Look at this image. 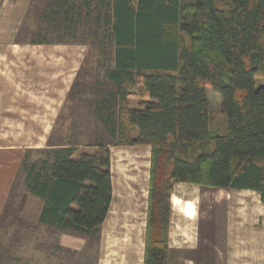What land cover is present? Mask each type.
Wrapping results in <instances>:
<instances>
[{
  "label": "trees",
  "instance_id": "16d2710c",
  "mask_svg": "<svg viewBox=\"0 0 264 264\" xmlns=\"http://www.w3.org/2000/svg\"><path fill=\"white\" fill-rule=\"evenodd\" d=\"M93 15L89 34L112 49L115 144L152 149L144 264H169L175 183L251 189L264 203V0H47L23 42H85L78 32ZM208 86L222 97L220 133ZM77 152L29 149L19 175L45 202L41 222L99 236L113 197L110 148Z\"/></svg>",
  "mask_w": 264,
  "mask_h": 264
},
{
  "label": "crops",
  "instance_id": "0c3cea01",
  "mask_svg": "<svg viewBox=\"0 0 264 264\" xmlns=\"http://www.w3.org/2000/svg\"><path fill=\"white\" fill-rule=\"evenodd\" d=\"M0 3L1 223L25 152L48 147L89 45L19 42V30L31 0ZM135 100L129 98L131 108L138 106ZM18 127H43V131L26 129L29 145L19 146ZM104 145L111 152L113 197L99 236H95L99 245L96 264H144L152 149L145 145ZM99 146L78 150L77 154L95 152ZM199 201H214V218L219 224L217 233L203 239L199 232ZM36 202L40 207L38 215L27 216L26 220L43 229L40 238L42 244L48 241V256L66 264V251L75 258L93 236L44 224L40 219L45 202ZM171 203L169 264H201L206 256V243L201 240L210 241L207 244L212 246L215 264H264V203L258 191L175 183ZM52 260L47 264H53Z\"/></svg>",
  "mask_w": 264,
  "mask_h": 264
},
{
  "label": "rangeland",
  "instance_id": "374dc122",
  "mask_svg": "<svg viewBox=\"0 0 264 264\" xmlns=\"http://www.w3.org/2000/svg\"><path fill=\"white\" fill-rule=\"evenodd\" d=\"M46 1L31 0L30 9L27 12L28 26L26 29L21 30V27L19 30L20 42L29 38L34 31L38 12ZM94 17L93 15L92 19L84 20L78 32L76 41L87 42L89 52L47 148L60 149L74 145L78 150H84L92 145L115 144L117 141V134L113 131L118 124V100L114 99L118 89L108 78V72L113 68V59L110 54L112 49L103 45L104 43L99 45L100 39L93 38L92 34H89V31L96 28ZM92 26L94 28H91ZM256 83L258 87L263 86L264 78H257ZM207 93L212 116L211 129L216 133L223 132L226 129V119L221 111L222 97L210 86L207 87ZM135 102L138 103L139 100L136 99ZM26 129L33 130L35 133L43 131V127H18L19 146L29 145L25 134ZM5 130L6 127H3V134ZM38 157L36 153L32 156L33 159ZM7 201V208L0 223V264H47L52 259L48 256L50 251L47 248L48 241L43 244L41 242L40 233L43 229L37 225L28 224V219L26 220L27 216L38 215L40 207L36 201L41 200L28 190L24 172L18 175ZM213 206L214 201H199V232L202 239L219 231V224L214 218L217 213ZM47 234L44 233V235ZM95 236L89 238L85 248L75 258V254L66 251V264H96L99 245ZM209 242L201 240V243H206L203 250L206 256L202 257L201 264H215L210 249L212 246L207 244ZM52 262L53 264L64 263L56 259Z\"/></svg>",
  "mask_w": 264,
  "mask_h": 264
}]
</instances>
